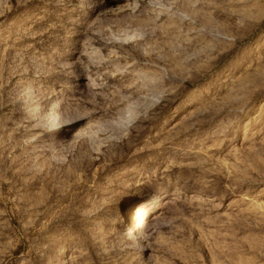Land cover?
Wrapping results in <instances>:
<instances>
[{
  "label": "rangeland",
  "instance_id": "obj_1",
  "mask_svg": "<svg viewBox=\"0 0 264 264\" xmlns=\"http://www.w3.org/2000/svg\"><path fill=\"white\" fill-rule=\"evenodd\" d=\"M0 264H264V0H0Z\"/></svg>",
  "mask_w": 264,
  "mask_h": 264
},
{
  "label": "bare ground",
  "instance_id": "obj_2",
  "mask_svg": "<svg viewBox=\"0 0 264 264\" xmlns=\"http://www.w3.org/2000/svg\"><path fill=\"white\" fill-rule=\"evenodd\" d=\"M28 96H29V94H28ZM27 99H30V97H28ZM29 101H32V100H29ZM30 110L31 109H29V111ZM26 112H27V110H26ZM52 118H53V121H50L51 123L49 122L50 123V127H48V128H55V129L59 130V132H61V134H62L63 140L66 143H70L71 140L74 138L73 134L70 133V130L72 128V123L78 121V119H75V118L67 119L68 118L67 117L66 118L67 120L66 119L65 120H61L60 115L58 113H56V112L53 113V117ZM46 125H47V123H46ZM145 203H147V199L139 200L137 202H131L129 204L128 209H127L128 210L127 211L128 215L126 216L127 217V223L125 224V231L133 232V233H137L139 231L140 224H141V219H140L139 210H138L139 208L138 207L144 205Z\"/></svg>",
  "mask_w": 264,
  "mask_h": 264
}]
</instances>
